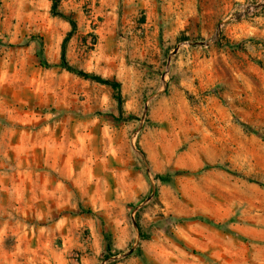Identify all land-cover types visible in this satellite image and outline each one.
Listing matches in <instances>:
<instances>
[{
    "label": "rangeland",
    "instance_id": "rangeland-1",
    "mask_svg": "<svg viewBox=\"0 0 264 264\" xmlns=\"http://www.w3.org/2000/svg\"><path fill=\"white\" fill-rule=\"evenodd\" d=\"M58 1L122 112L50 0H0V264H264V0Z\"/></svg>",
    "mask_w": 264,
    "mask_h": 264
},
{
    "label": "trees",
    "instance_id": "trees-1",
    "mask_svg": "<svg viewBox=\"0 0 264 264\" xmlns=\"http://www.w3.org/2000/svg\"><path fill=\"white\" fill-rule=\"evenodd\" d=\"M50 1H51L50 14L53 17H57V18L63 20L64 22L68 23V25L70 26V31L66 34L65 38L62 41L60 61H59L57 66L59 68H61L62 70L66 71L70 74H73V75H75L81 79L88 80V81H91V82H94V83H97V84H100L102 86H106V87L110 88L115 93V100H116L118 109L120 112H122V99H121V94H120V88H121L120 83H118L115 80L103 78V77L96 75V74H93V73L84 72L80 69H77V68L71 66L67 62V60H66V46H67L69 39L73 36V34L76 31V22L70 16L59 11V8H58L59 1L58 0H50ZM38 58H39V63L42 67H45V68L50 67V65H48L41 56H38ZM161 179H162L161 181H164V182L166 181L164 178H161ZM88 213H90V212H88ZM169 219L174 224H183L186 222H195L196 221V222L204 223V224L211 226L213 228H216V229H223L224 228L223 224L217 223L211 219H208V218H205L202 216H194V217H186V218L170 217ZM105 241H106V243H105L106 244V247H105L106 251L111 250V243H110L109 236L105 239Z\"/></svg>",
    "mask_w": 264,
    "mask_h": 264
},
{
    "label": "crops",
    "instance_id": "crops-1",
    "mask_svg": "<svg viewBox=\"0 0 264 264\" xmlns=\"http://www.w3.org/2000/svg\"><path fill=\"white\" fill-rule=\"evenodd\" d=\"M86 261H87V260H86ZM82 264H87V263H86V262H85V263L82 262Z\"/></svg>",
    "mask_w": 264,
    "mask_h": 264
}]
</instances>
